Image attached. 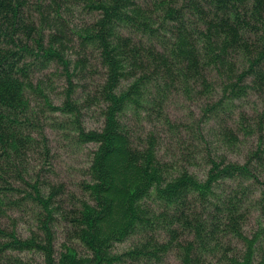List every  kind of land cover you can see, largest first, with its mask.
<instances>
[{"label":"trees","instance_id":"16d2710c","mask_svg":"<svg viewBox=\"0 0 264 264\" xmlns=\"http://www.w3.org/2000/svg\"><path fill=\"white\" fill-rule=\"evenodd\" d=\"M0 264H264V0H0Z\"/></svg>","mask_w":264,"mask_h":264},{"label":"rangeland","instance_id":"374dc122","mask_svg":"<svg viewBox=\"0 0 264 264\" xmlns=\"http://www.w3.org/2000/svg\"><path fill=\"white\" fill-rule=\"evenodd\" d=\"M50 69V68H49ZM56 104L59 103V97L56 98ZM54 115H58L54 114ZM60 120V117H59ZM85 127L92 128L99 123L97 122V117L95 114L87 115L85 118ZM57 127L53 129H47V134L49 138V144L51 148L52 155V166H53V179L63 181L66 186L70 189L77 190L75 182L84 178V169L88 164V155L90 150L94 147L93 143H82L73 142V139L64 138L61 135ZM86 176V175H85ZM18 216V213L15 214ZM17 227L20 230L26 231L27 225L19 220L17 222ZM23 235L27 232H22ZM60 236V240H62ZM56 246L58 243L55 244ZM22 259L32 261L37 263L40 261V255L38 253H17Z\"/></svg>","mask_w":264,"mask_h":264}]
</instances>
